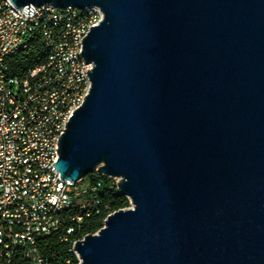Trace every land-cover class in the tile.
<instances>
[{
  "label": "water",
  "instance_id": "95a60500",
  "mask_svg": "<svg viewBox=\"0 0 264 264\" xmlns=\"http://www.w3.org/2000/svg\"><path fill=\"white\" fill-rule=\"evenodd\" d=\"M10 1L103 13L53 166L116 179L130 207L78 264H264V0Z\"/></svg>",
  "mask_w": 264,
  "mask_h": 264
},
{
  "label": "built area",
  "instance_id": "2783aa9c",
  "mask_svg": "<svg viewBox=\"0 0 264 264\" xmlns=\"http://www.w3.org/2000/svg\"><path fill=\"white\" fill-rule=\"evenodd\" d=\"M32 8L33 14L26 15L10 0H0V256L5 264H45L38 236L61 230L69 219L80 223L81 216L69 217L66 211L99 187L87 188L84 178H62L53 163L59 158L58 138L77 101L91 89L87 71L93 65L80 56L82 40L103 13L96 6L86 7L89 16H80V9L72 6ZM36 22H44V29L36 30ZM32 37L40 39L44 59L32 73L17 76L7 51L27 50ZM43 64H51V71H43ZM61 96H68V105H60ZM90 174L101 175L97 170ZM92 201L100 205L96 195ZM80 240L69 249L78 263L74 248Z\"/></svg>",
  "mask_w": 264,
  "mask_h": 264
},
{
  "label": "trees",
  "instance_id": "16d2710c",
  "mask_svg": "<svg viewBox=\"0 0 264 264\" xmlns=\"http://www.w3.org/2000/svg\"><path fill=\"white\" fill-rule=\"evenodd\" d=\"M43 59L42 43L38 37H32L28 42L27 50L12 58V73L23 76ZM84 180L87 181V188L97 184L99 187L95 192H87L77 198L73 206L65 213L66 216L73 218L81 216V222L66 220L61 230L49 235H40L37 238L39 253L45 264H78L75 255L69 252L71 243L86 235L95 234L103 227L108 215L129 207L128 199L118 194L114 180L95 174L87 175ZM94 195L100 202L98 206L92 201ZM97 209L99 213L96 212ZM69 228H73L72 234H67Z\"/></svg>",
  "mask_w": 264,
  "mask_h": 264
},
{
  "label": "bare ground",
  "instance_id": "6f19581e",
  "mask_svg": "<svg viewBox=\"0 0 264 264\" xmlns=\"http://www.w3.org/2000/svg\"><path fill=\"white\" fill-rule=\"evenodd\" d=\"M80 16H89V8L80 9ZM43 29H44V22H36V30H43ZM23 51H25V47H14L13 49H10L7 51V59H12L13 57L18 56ZM92 69L93 66H91V70ZM43 71H51V64H43ZM26 73H32V68H30ZM88 81H90L89 77H88ZM88 94L89 91H85V98L87 97ZM85 98H81L79 101H77L74 111L79 109L80 106H82ZM60 105H68V96H61ZM0 264H5L4 256H0Z\"/></svg>",
  "mask_w": 264,
  "mask_h": 264
}]
</instances>
